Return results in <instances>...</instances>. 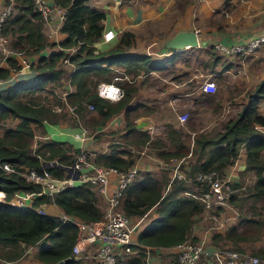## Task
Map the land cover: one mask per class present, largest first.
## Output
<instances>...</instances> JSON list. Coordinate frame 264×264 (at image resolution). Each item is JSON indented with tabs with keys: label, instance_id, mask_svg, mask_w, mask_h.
Returning a JSON list of instances; mask_svg holds the SVG:
<instances>
[{
	"label": "trees",
	"instance_id": "obj_1",
	"mask_svg": "<svg viewBox=\"0 0 264 264\" xmlns=\"http://www.w3.org/2000/svg\"><path fill=\"white\" fill-rule=\"evenodd\" d=\"M15 2L16 13L7 17L1 27V34L9 37L10 47L25 55H38L45 48L57 46L58 49L46 56H38L34 66H31L36 71L33 78L11 85L0 94V191L4 193L5 200H9L16 191L37 193L40 188L25 182L15 173L4 174L2 165L39 172L43 163L53 161L55 165L44 170L60 178L62 168L70 165L79 152L65 142L51 139L37 141L33 151L30 150L35 128L44 133L43 122L55 124L64 118L53 108L62 106L56 90H63L60 87L64 79L74 85L73 90L65 95L66 105L74 107L73 112L78 119L86 118L87 127H102L111 117L119 113L122 115L125 132L117 137L119 140L109 144L106 153L94 154V164L126 172L134 166L137 157L131 151L122 149L123 144L138 150L150 148L164 163L171 158L185 159L187 156L184 165L178 166V172L186 182L176 177L170 179L168 168L156 173L138 171L123 189L119 209L130 222L150 209L156 218L135 233L134 240L138 246L132 248L137 253L118 264H143L145 247H172L186 240L196 241L191 236V228L203 206L192 196L204 186L194 181L193 177L210 171L224 177V169L233 164L240 148L244 150V170L253 176L251 185L246 189L252 214L264 212V161L260 157V152L264 151V138L255 130V126H264V116L257 112L264 94V79L246 95V102L236 117L225 121L222 130L213 136L198 134L188 147V137H181L171 124L166 123L165 138L152 139L146 130L134 128V120L139 115L152 112V109L140 106L143 110L138 111V106L128 105L136 92L132 81L117 82L122 89V97L116 102L98 97L95 89L99 82L110 81L115 72L112 68L135 78L155 68L162 70V63H154L146 54L130 52L133 35L127 31H123L106 50L95 51L94 45L102 35L104 13L89 7L88 0H52L54 6L64 11L58 28L63 38L56 44L49 43L43 35L42 19L39 13L33 11L31 0ZM64 49H73V53L66 56ZM213 49L210 46L209 50ZM62 59H67L74 66L73 71L64 73L58 65ZM217 61L212 58L211 63ZM6 62L8 66L15 65L10 60ZM8 74V69L0 68V79ZM87 105L92 106L93 114L87 115ZM7 121H12V125L6 127ZM257 202L261 203L258 207ZM42 205H53L59 214L80 222L95 223L102 217L97 197L85 186L65 188L52 198L43 194L32 196L28 207H14L0 202V261H15L32 248V258L40 264H56L59 261L77 264L70 253L77 235L76 227L51 213L38 214L35 209ZM239 217L241 220L236 224L211 234L213 246L226 247L219 245L229 243L236 247L238 242L247 239L243 234L245 231H237L245 222L240 214ZM257 257L264 258V250Z\"/></svg>",
	"mask_w": 264,
	"mask_h": 264
},
{
	"label": "crops",
	"instance_id": "obj_2",
	"mask_svg": "<svg viewBox=\"0 0 264 264\" xmlns=\"http://www.w3.org/2000/svg\"><path fill=\"white\" fill-rule=\"evenodd\" d=\"M124 3L118 4L117 0H88L87 5L95 9L101 10L104 13L102 21V34L106 31H111L114 37L109 42L102 40V35L99 41L94 45L95 51H103L113 45L116 39L123 31L130 32L133 35L132 45L129 49L132 53H142L150 57L154 63H162V70L153 69L146 75L150 79L146 82V89L143 88V82H138L135 85L136 92L129 101V106H138V111L143 110L144 106L152 109V112L147 115H139L134 120V128L136 121L140 118L147 117L151 122L146 129L150 138L164 139V130L158 125L171 124V126L180 134L181 137L185 135L188 137L186 145L191 147V140L197 137L198 134H206L213 136L215 133L220 132L223 128V123L229 119H234L239 113L241 107L245 104L244 93L247 89L252 91L264 79V45L248 56L245 63L241 66L237 63L236 58L218 60L216 63H211L212 58L208 54V48L214 43H221L224 45L239 44L247 41L248 39L259 35L264 32V0H123ZM50 8V12L46 21H42V33L49 43H58L63 35L58 32L61 23L60 14L62 9L54 6L52 0H45ZM3 5V0H0V9ZM193 30L197 35L198 45L196 47L184 48L175 53H171L162 48V43L174 35L177 31ZM8 39L9 45L10 40ZM58 47L45 48L38 55H25L29 67L21 73L12 72L6 60L13 62L15 66L19 65V58L13 55L3 57L0 54V68L8 69L9 74L6 78L0 81V93L17 83H23L34 77L36 71L31 68L38 56H46L51 51H56ZM15 51L16 49H12ZM66 56L71 55V49L63 50ZM62 59L58 62L61 69L65 74L73 71L74 66L67 60ZM195 65H199V69L207 77L215 75V79H220L226 83V90H216L213 94L209 95L202 93L198 88L192 89L187 87L186 83L196 79ZM214 64V65H213ZM213 65V66H212ZM202 67V69H201ZM209 70L207 71V68ZM175 73H168L169 78L159 77L158 81L166 85L165 88H157L156 95L153 94L148 88L153 85L151 82L152 77H156L163 69H174ZM235 68L238 69L237 74H233ZM114 71H119L118 68H112ZM118 69V70H117ZM193 71V72H192ZM212 71V72H210ZM215 73L218 74H214ZM238 73H242L244 77H238ZM236 77V78H235ZM213 80V79H212ZM213 80V81H214ZM238 80L240 83H236ZM100 83V82H99ZM246 84L249 87H246ZM242 85V86H241ZM71 83L63 79L61 89H57L58 97L62 106H55L56 113L64 114V118L58 120L55 124H48L43 122L44 133L34 134L35 141H43L46 139L58 140L62 139L63 142L69 144L71 147L76 148L79 152L87 151L92 160L96 153H106L110 143L119 140L115 138L125 132L124 121L122 115L119 113L111 117L102 127L89 128L86 126V118L76 124H72V115L68 111L65 101V95L73 90ZM236 88L243 90L239 96L242 101H236ZM148 101L146 99V93ZM138 93V102L133 103L135 95ZM164 98V108L155 110L150 104H156L154 100ZM206 101H214V108H208ZM230 101L234 104L228 105ZM157 103H159L157 101ZM178 104L182 107V112L186 113L187 109L195 110L197 112L196 119L189 120L180 124L176 120V116L182 112H174L178 108ZM61 107V108H60ZM60 108L59 111L56 109ZM166 109V110H165ZM208 111H213L214 117L210 118ZM257 112L259 115L264 116V103H258ZM93 114V113H91ZM173 114V116H172ZM119 118V119H117ZM131 118V117H130ZM118 122V123H117ZM186 126H185V125ZM51 126V127H49ZM255 130L264 138V126H255ZM84 131V133L82 132ZM34 142L31 147H35ZM129 146L123 147L126 150ZM146 147L141 148L140 155L147 158L145 163L144 157L140 156L134 163V167L138 166L139 171L159 172L166 165L162 160L158 159L152 152H148ZM146 150V151H145ZM145 151V152H144ZM152 151V150H151ZM148 152V153H146ZM187 157V156H186ZM185 157L181 158L182 162L179 163L183 166L187 160ZM260 157L264 161V151L260 152ZM244 150L240 148L238 155L233 164L224 169V175L228 178L229 183L239 185L242 174H249L253 180V176L248 171H245ZM244 180V179H243ZM97 200H100L97 198ZM102 203V201H101ZM103 204V203H102ZM104 206V205H103ZM103 210V209H102ZM44 211L58 216V210L50 205L44 206ZM153 213H152V212ZM151 212L154 216V211H147L142 217L138 218V225L146 218V214ZM238 217V215H237ZM150 219L144 226L149 224L153 219ZM259 218V219H258ZM201 213L196 216L192 228L191 236L196 241H201L208 248L213 246L210 241L211 234L208 232V227L201 223ZM250 221H252L250 223ZM236 224V223H235ZM143 226V227H144ZM255 228L257 235L256 239L264 234V212L256 217L245 219L243 225L238 228V233L246 232L247 228ZM257 229L259 230L257 232ZM221 232V231H218ZM245 236L246 234L243 233ZM247 237V236H246ZM262 239V238H261ZM245 241L238 242L236 245L242 250L240 244L246 243ZM237 246L235 248H237ZM261 248L264 247L260 242ZM239 250V249H238ZM240 250V251H241ZM264 250V248L262 249ZM250 252L251 255H256L261 252ZM33 249L29 248L25 251L24 255L20 257L19 264H40L35 262L32 258ZM93 247L89 246L85 254L91 255ZM172 253L171 247H152L148 248V255L144 256V264H168L170 255ZM2 261H0L1 264Z\"/></svg>",
	"mask_w": 264,
	"mask_h": 264
},
{
	"label": "built area",
	"instance_id": "obj_3",
	"mask_svg": "<svg viewBox=\"0 0 264 264\" xmlns=\"http://www.w3.org/2000/svg\"><path fill=\"white\" fill-rule=\"evenodd\" d=\"M15 3V0H3V5L0 9V54L3 57L15 55L19 58V65L9 66L14 74L21 73L29 67L22 52L12 51L8 39L1 34V27L5 19L16 13ZM31 3L33 11L39 13L42 21H46L50 8L45 0H31ZM117 3L121 4L124 1L117 0ZM63 13L64 11L60 14L61 20ZM113 37L114 34L111 31H106L102 34L104 42L111 40ZM263 45L264 32L243 43L224 45L217 42L212 46L222 59L236 58L244 60ZM71 51L73 52V49ZM64 61H67V59ZM122 80L131 81L127 75L119 73V75H114L109 82L98 83L95 89L96 95L109 102L118 101L122 97V89L117 85V82ZM198 89L202 93L211 95L215 92V85L211 80L206 79L200 84ZM66 106L73 119L79 123L78 120L80 119L73 112L74 107ZM60 108L56 110L59 111ZM87 108L92 110L91 105H87ZM186 119L187 113L182 112L176 116V120L180 124H183ZM82 132L84 133V131ZM36 142H34L35 146ZM34 148L32 147L31 152ZM87 158L89 161H87ZM168 161L169 167L167 166L168 164L165 165L170 171V179L176 177V179L186 182L181 172H178V166L182 159L171 158ZM46 165L54 166L55 162L48 161L43 163L39 172L22 167L15 169L8 164L2 165L1 170L4 174L15 173L25 182L38 185L40 190L37 193L16 191L9 200H5L4 193L0 191V202L8 203L14 207H28L33 194H43L52 198L65 188L85 186L98 199L103 201L104 207L101 219L95 223L80 222L58 214L57 217L60 220L70 221L77 229L76 239L71 247V259L77 264H118L119 261L129 259L137 253L132 246H138L133 237L134 230L138 225V219L134 223L130 222L119 209L122 191L137 175L136 167L132 166L126 172H118L109 167L105 168L94 164L88 152L82 150L75 155L70 165L62 168L63 175L60 178L53 177L44 170ZM73 175H75L74 179H72ZM193 179L199 185L204 186L199 188L192 196L202 204L204 211L213 213L227 206L232 191L226 176L219 177L215 172L210 171L197 173ZM35 211L41 215L47 214L44 211V205L35 209ZM89 246L93 247L91 255L85 254ZM171 248L172 258L170 257L168 264H264V258L251 255L246 251L230 247L208 248L201 241L192 242L186 240ZM143 253L144 256L148 255L147 247L144 248ZM145 259L146 257L143 258V264ZM1 264H19V260L2 261Z\"/></svg>",
	"mask_w": 264,
	"mask_h": 264
},
{
	"label": "rangeland",
	"instance_id": "obj_4",
	"mask_svg": "<svg viewBox=\"0 0 264 264\" xmlns=\"http://www.w3.org/2000/svg\"><path fill=\"white\" fill-rule=\"evenodd\" d=\"M208 54L210 55L211 58H216L218 60H221V57L218 56V54L216 53V51L214 49L213 50H209V48H208ZM246 60L247 59H244V60L238 59L237 60V63L241 66V64L242 63H245ZM194 67L196 68L195 74H196L197 78L196 79H193L191 82L186 83V89H187V87L192 88L193 90L194 89H197L204 80L208 79V80H211L214 83V85H215V92H216L217 89L219 91L220 90H224V91L226 90V83L222 82L220 79L214 80L215 79V75L212 76V77H207L203 73V71L199 69V65H195L194 64ZM206 68H207V71H208L209 70V67H206ZM177 69L178 68H174V69H163L164 71H162L156 77H152L151 78V82L153 83V85H151L148 89L153 94L156 95L155 92H156V89L157 88H163L164 89L165 86H166V85H163L162 82H160V81L157 80L158 76L160 78L161 77L169 78L168 73H170V72L171 73H175V70H177ZM201 69H202V67H201ZM237 71H238V69L235 68L233 74H237ZM119 73H120L119 71L114 72V75H119ZM213 73L214 74H218V73H215L214 71H213ZM127 76L129 77V79H131V81L133 82L134 85H137L138 86V82H143L142 83L143 84L142 86H143L144 89H146V87H147V83L146 82L150 79L148 76L139 77V78H138V76L135 77V78H132L131 75H127ZM238 77L241 78V77H244V75H242V73H238ZM126 82L127 81H125V80L118 81V83H120V84L126 83ZM236 83H240V82L238 80H236ZM48 86L50 87L51 84L48 83ZM246 87H249V85L246 84ZM250 90L251 89H247L246 92L244 93V100L246 99V95L247 94H250L253 91V90L252 91H250ZM242 91L243 90H240V88L239 89L236 88V93H238V95H236V98L235 99H236L237 102L242 101V98H240V96H239L240 94H242L241 93ZM151 92H145L146 95H147L146 96L147 101H148V95H150ZM40 93H41V95L44 94L43 92H40ZM154 101H155L156 104H150V103H148V104L151 105V107H153V108L155 106H158V108L155 107L156 108L155 110H160V109L164 108V101H166L164 98L157 99V100H154ZM157 101L159 103H157ZM136 102H138V93L135 95V99H134L133 103H136ZM206 102H207L208 108H214V105H215V102L214 101L213 102L212 101H206ZM259 103H264V94H263V98L260 100ZM231 104H234V101H230L228 105H231ZM182 111H183L182 110V107L178 104V108L175 109L174 112L180 113ZM91 113H92V110H89L87 108V115H89V114L91 115ZM186 113H187V119L184 122L185 124H187L186 122L188 121V119L189 120L190 119L191 120L196 119L195 117L197 116V112L195 110L187 109V112ZM206 114L209 115L210 118H213L214 117L213 111H208V113H206ZM172 116H173V114H172ZM130 117L132 118V115L131 114H129V118ZM117 119H119V118H117ZM78 121L80 122V120H78ZM73 123L76 124V125L78 124L74 119L72 121V124ZM11 125H12V121L5 122V126L6 127H9ZM49 127H51V126H49ZM158 127L162 128V129H165L164 124L158 125ZM39 132L40 131L37 128L34 129V134H39ZM114 136H115V138H117L118 137L117 133ZM56 141H62L63 142L64 140L58 139ZM123 147H127V145L123 144ZM147 149H149L148 152L149 151L151 152V149L150 148H147ZM30 150H32V147H30ZM126 150L131 151V153L134 156H136L137 159H138L139 156L141 158L144 157V156H141L139 154L140 151H141V149L138 150V148L137 149H134V147H128ZM148 152H146V153H148ZM146 159L147 158H145L143 160L144 163H145V160ZM87 161H89L88 158H87ZM164 164H168L167 166L169 167V161L166 162V163H164ZM167 166H166V168H167ZM166 168H163V169H166ZM136 169H137V171H139L138 170V166H136ZM144 172H147V171H144ZM251 176H252V174H251ZM241 180L243 182H240L239 185H236V184H234L232 182L229 183V186H230V189H231L232 193L230 195L229 201H228L227 206L225 208L216 210L213 213L212 212H209V211L206 212V211L202 210V212H201V218H202L201 223L203 225H206L208 227V232L210 234H212L215 231H224L225 228L228 227L229 225H233V224L237 223L238 221H240L241 219L239 217V214L241 215V217L243 219H249V218H251V216L252 217L253 216L254 217L258 216V215L252 214L253 213V209L250 207L251 206V201L246 196L247 195L246 189L249 188V186L251 185V183H252L253 180L251 179V177H250V175L248 173L247 174H242ZM102 203H103V201H102ZM102 203H101V199L100 200H97V205L101 209H103V207H104ZM257 203L258 204H256V207H258L259 205H261L260 202H257ZM151 212H148L146 214V218L143 219V221L140 223V225H137V227L134 230L133 237H134L135 233L139 229H141L147 222H149L150 219H152L153 217H155V215L154 216L152 215L153 212L152 213ZM237 215H238V217H237ZM135 220H137V219H135ZM135 220H133L132 222H134ZM254 229L255 228H251V227L247 228L245 234H246V236H247V238H248L249 241H247L244 244H240V247L242 248V250L238 246H237V248H235L232 245H230L229 243H227L226 245L225 244H222V245H219V246H226V247H230V248H233V249H239L241 251L248 250V251L253 252V253L258 252V251H260V250H262L264 248V247L261 248V246H260V242H262V245H264V234L262 236H260V238L258 237L256 239L255 236L257 235V233H256V231H254ZM258 231L259 230L257 229V232ZM216 247H218V246H216ZM248 251H246V252H248ZM250 252H248V253H250ZM170 256L172 258V255H170Z\"/></svg>",
	"mask_w": 264,
	"mask_h": 264
},
{
	"label": "water",
	"instance_id": "obj_5",
	"mask_svg": "<svg viewBox=\"0 0 264 264\" xmlns=\"http://www.w3.org/2000/svg\"><path fill=\"white\" fill-rule=\"evenodd\" d=\"M198 45L197 35L193 30H181L177 31L174 35H172L169 39L162 43V46L165 50L175 53L184 48L188 47H196ZM151 122L147 117L140 118L136 121L135 129H146ZM50 165H46L48 167ZM65 169V168H64ZM75 178V175L72 176V179ZM33 196H38L33 194ZM56 264H64L63 261H59Z\"/></svg>",
	"mask_w": 264,
	"mask_h": 264
}]
</instances>
